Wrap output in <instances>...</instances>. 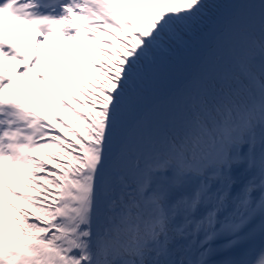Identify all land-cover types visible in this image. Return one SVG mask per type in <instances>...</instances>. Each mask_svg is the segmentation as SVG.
Wrapping results in <instances>:
<instances>
[{
	"label": "snow or ice",
	"instance_id": "obj_1",
	"mask_svg": "<svg viewBox=\"0 0 264 264\" xmlns=\"http://www.w3.org/2000/svg\"><path fill=\"white\" fill-rule=\"evenodd\" d=\"M0 264H264V0H0Z\"/></svg>",
	"mask_w": 264,
	"mask_h": 264
},
{
	"label": "bare ground",
	"instance_id": "obj_2",
	"mask_svg": "<svg viewBox=\"0 0 264 264\" xmlns=\"http://www.w3.org/2000/svg\"><path fill=\"white\" fill-rule=\"evenodd\" d=\"M19 76V75H18ZM17 81H21L23 84H25V85H28V84H30V81L29 80H22L21 78L19 79V80H17ZM12 89H8V91H11ZM26 91H30V89H25Z\"/></svg>",
	"mask_w": 264,
	"mask_h": 264
},
{
	"label": "trees",
	"instance_id": "obj_3",
	"mask_svg": "<svg viewBox=\"0 0 264 264\" xmlns=\"http://www.w3.org/2000/svg\"><path fill=\"white\" fill-rule=\"evenodd\" d=\"M219 1H220V0H207V2H208L210 5H217ZM214 10H215V9H213L212 11L214 12Z\"/></svg>",
	"mask_w": 264,
	"mask_h": 264
},
{
	"label": "rangeland",
	"instance_id": "obj_4",
	"mask_svg": "<svg viewBox=\"0 0 264 264\" xmlns=\"http://www.w3.org/2000/svg\"><path fill=\"white\" fill-rule=\"evenodd\" d=\"M60 49L59 48H57V50L56 51H59Z\"/></svg>",
	"mask_w": 264,
	"mask_h": 264
}]
</instances>
